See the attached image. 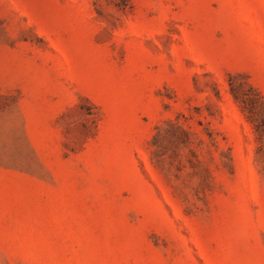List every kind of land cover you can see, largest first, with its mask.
Instances as JSON below:
<instances>
[{
  "label": "rangeland",
  "instance_id": "rangeland-1",
  "mask_svg": "<svg viewBox=\"0 0 264 264\" xmlns=\"http://www.w3.org/2000/svg\"><path fill=\"white\" fill-rule=\"evenodd\" d=\"M251 107L264 0H0V264H264Z\"/></svg>",
  "mask_w": 264,
  "mask_h": 264
},
{
  "label": "trees",
  "instance_id": "trees-1",
  "mask_svg": "<svg viewBox=\"0 0 264 264\" xmlns=\"http://www.w3.org/2000/svg\"><path fill=\"white\" fill-rule=\"evenodd\" d=\"M248 86H250V85L248 84ZM250 88H253V87L250 86ZM231 91H232V93H233L234 98L236 99V101H238V102L239 101H246V100H241V99H244V98H242L238 94L237 90L234 87H232V90ZM247 111H248L247 113H248L249 120L252 121L253 123H255L256 128H257V131L259 132V134L261 136H263L264 135V114L261 113V112H256L255 109L252 108V107L251 108H248Z\"/></svg>",
  "mask_w": 264,
  "mask_h": 264
}]
</instances>
